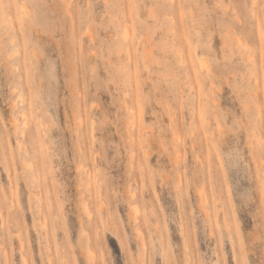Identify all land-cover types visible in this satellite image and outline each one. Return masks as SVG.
<instances>
[{
  "label": "rangeland",
  "instance_id": "374dc122",
  "mask_svg": "<svg viewBox=\"0 0 264 264\" xmlns=\"http://www.w3.org/2000/svg\"><path fill=\"white\" fill-rule=\"evenodd\" d=\"M0 264H264V0H0Z\"/></svg>",
  "mask_w": 264,
  "mask_h": 264
},
{
  "label": "bare ground",
  "instance_id": "6f19581e",
  "mask_svg": "<svg viewBox=\"0 0 264 264\" xmlns=\"http://www.w3.org/2000/svg\"><path fill=\"white\" fill-rule=\"evenodd\" d=\"M125 16V15H124ZM10 38V37H9ZM13 43V42H12ZM245 47V46H244ZM12 65V64H11Z\"/></svg>",
  "mask_w": 264,
  "mask_h": 264
}]
</instances>
